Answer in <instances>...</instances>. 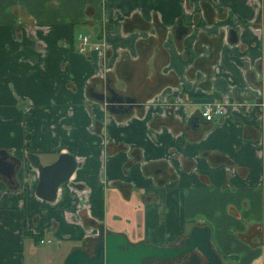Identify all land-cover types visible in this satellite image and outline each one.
I'll return each instance as SVG.
<instances>
[{"label":"crops","instance_id":"obj_1","mask_svg":"<svg viewBox=\"0 0 264 264\" xmlns=\"http://www.w3.org/2000/svg\"><path fill=\"white\" fill-rule=\"evenodd\" d=\"M89 87L135 104L111 113ZM207 101L222 114L204 119ZM0 149L18 160L0 264L91 254L99 226L173 245L194 224L223 264H264V0H0ZM62 152L74 169L43 199L28 156Z\"/></svg>","mask_w":264,"mask_h":264},{"label":"water","instance_id":"obj_2","mask_svg":"<svg viewBox=\"0 0 264 264\" xmlns=\"http://www.w3.org/2000/svg\"><path fill=\"white\" fill-rule=\"evenodd\" d=\"M229 33L232 31L230 30ZM229 40L234 41L235 36L232 35ZM87 91L89 96L108 105L106 106L108 111L113 113L126 112L135 104L133 97L119 94L110 87L107 89L108 94L96 91L92 87ZM124 103H126L125 107ZM6 156V151L0 149V173L10 177L15 166L6 160ZM28 158L36 165L38 171L36 194L46 200L54 199L56 187L65 181L74 169L73 156L62 152L51 162L44 164H41L34 154H30ZM3 166L6 168L4 172ZM96 237L98 240L92 247L91 254L85 248L74 247L65 255L62 264H147L151 260H166L187 252L188 262L185 264H223L211 246L209 228L206 225H192L186 236L179 240L178 245H159L151 242L133 244L121 233L112 231L103 233L102 226L98 227ZM198 254L203 258L202 263H199Z\"/></svg>","mask_w":264,"mask_h":264},{"label":"built area","instance_id":"obj_3","mask_svg":"<svg viewBox=\"0 0 264 264\" xmlns=\"http://www.w3.org/2000/svg\"><path fill=\"white\" fill-rule=\"evenodd\" d=\"M76 39L78 41V51L85 52L87 49H97L101 46V43L98 42V40L91 41L88 34L77 33ZM222 111L223 106L221 103L207 101L202 105L200 115L206 120H211L217 116H220L222 114ZM49 241V238L42 237L38 238L37 240L38 243H49Z\"/></svg>","mask_w":264,"mask_h":264},{"label":"flooded vegetation","instance_id":"obj_4","mask_svg":"<svg viewBox=\"0 0 264 264\" xmlns=\"http://www.w3.org/2000/svg\"><path fill=\"white\" fill-rule=\"evenodd\" d=\"M105 94H108V92L107 93H105ZM134 105V104H133ZM132 105V106H133ZM106 106H108V105H106ZM123 106L125 107L126 106V103H124L123 104ZM106 109H107V107H106ZM130 109V108H129ZM128 109V110H129ZM108 110V109H107ZM110 112V111H109ZM127 112V111H126ZM111 113H113V112H111ZM114 113H125V112H114ZM6 159L8 158V162H11L12 164H13V166H15V164H16V162H17V160L16 159H13V158H11V157H8V156H6L5 157ZM4 167V166H3ZM7 168H8V166H7ZM6 168L4 167V168H2V171L4 172V170H5ZM3 174V173H2ZM3 176L6 178V180H7V182H8V184H10V183H12V178H11V176H12V174H11V176L10 177H7L6 175H4L3 174ZM97 234H98V230H97ZM96 234V235H97ZM185 237V236H184ZM183 237V238H184ZM182 239V238H181ZM91 242H92V247L94 246V244L96 243V241L98 240V239H96V237H93V238H91ZM178 242H179V240L177 241V243H175V244H173V245H178ZM188 252L187 253H184V254H182V255H180V256H178V257H174V258H170V259H166V260H163V262H160V260H159V262H158V260H151V262L150 263H147V264H159V263H163V264H185V263H187L188 262ZM199 255V263H202L203 262V258H202V256L200 255V254H198ZM143 262H144V260H143ZM142 264H144V263H142Z\"/></svg>","mask_w":264,"mask_h":264},{"label":"rangeland","instance_id":"obj_5","mask_svg":"<svg viewBox=\"0 0 264 264\" xmlns=\"http://www.w3.org/2000/svg\"><path fill=\"white\" fill-rule=\"evenodd\" d=\"M37 242V241H36ZM41 247L47 249L48 251H50L51 253H54L55 256H56V253L59 252L60 250V243L57 241L56 238H51V240L49 241V243H43V244H40L38 243ZM49 262L51 260V258L48 259Z\"/></svg>","mask_w":264,"mask_h":264},{"label":"trees","instance_id":"obj_6","mask_svg":"<svg viewBox=\"0 0 264 264\" xmlns=\"http://www.w3.org/2000/svg\"><path fill=\"white\" fill-rule=\"evenodd\" d=\"M38 238H39V237H36V239H35V240L37 241V240H38Z\"/></svg>","mask_w":264,"mask_h":264}]
</instances>
